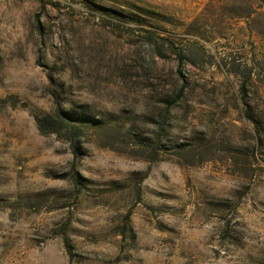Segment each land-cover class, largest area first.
<instances>
[{
  "label": "rangeland",
  "instance_id": "374dc122",
  "mask_svg": "<svg viewBox=\"0 0 264 264\" xmlns=\"http://www.w3.org/2000/svg\"><path fill=\"white\" fill-rule=\"evenodd\" d=\"M0 264H264V0H0Z\"/></svg>",
  "mask_w": 264,
  "mask_h": 264
},
{
  "label": "trees",
  "instance_id": "16d2710c",
  "mask_svg": "<svg viewBox=\"0 0 264 264\" xmlns=\"http://www.w3.org/2000/svg\"><path fill=\"white\" fill-rule=\"evenodd\" d=\"M74 122V118L68 113L57 110L53 115H49L44 119H38V126L42 135L46 136L49 133H58L64 130L67 138L73 141H80L84 132ZM48 128H52V131L48 132Z\"/></svg>",
  "mask_w": 264,
  "mask_h": 264
}]
</instances>
